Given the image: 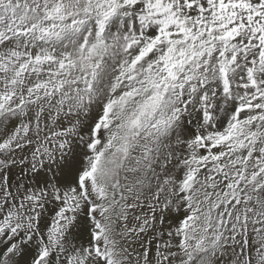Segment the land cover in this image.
<instances>
[{"label":"snow or ice","instance_id":"snow-or-ice-1","mask_svg":"<svg viewBox=\"0 0 264 264\" xmlns=\"http://www.w3.org/2000/svg\"><path fill=\"white\" fill-rule=\"evenodd\" d=\"M0 264H264V0H0Z\"/></svg>","mask_w":264,"mask_h":264}]
</instances>
